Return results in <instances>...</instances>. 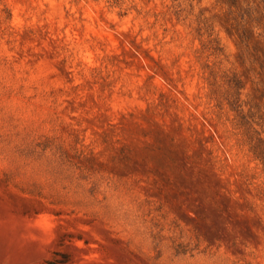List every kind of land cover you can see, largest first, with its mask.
Segmentation results:
<instances>
[{
  "label": "rangeland",
  "instance_id": "rangeland-1",
  "mask_svg": "<svg viewBox=\"0 0 264 264\" xmlns=\"http://www.w3.org/2000/svg\"><path fill=\"white\" fill-rule=\"evenodd\" d=\"M0 264H264V0H0Z\"/></svg>",
  "mask_w": 264,
  "mask_h": 264
}]
</instances>
